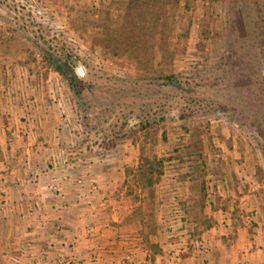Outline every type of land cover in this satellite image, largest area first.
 Masks as SVG:
<instances>
[{"label": "crops", "instance_id": "obj_1", "mask_svg": "<svg viewBox=\"0 0 264 264\" xmlns=\"http://www.w3.org/2000/svg\"><path fill=\"white\" fill-rule=\"evenodd\" d=\"M36 47L0 25V264H264V158L249 140L213 124L195 150L205 168L185 174L165 151L143 187L138 142L87 151L69 86Z\"/></svg>", "mask_w": 264, "mask_h": 264}, {"label": "rangeland", "instance_id": "obj_2", "mask_svg": "<svg viewBox=\"0 0 264 264\" xmlns=\"http://www.w3.org/2000/svg\"><path fill=\"white\" fill-rule=\"evenodd\" d=\"M49 1L0 0V25L21 31L33 46L36 40L49 50L73 55L86 68V78L103 84L106 91L97 93L100 98H108L113 88L123 93L102 109L98 127L84 124L75 109L80 137L89 141L86 150L91 154L118 155V144L137 141L139 156L173 151L180 158L176 167L193 175L206 165L204 155L195 150L208 146L211 126L217 124L234 129L264 158L256 138L239 122L251 118L257 128L264 127V0H167L162 27L158 25L150 38L148 55L142 53L139 59L126 52L113 54L101 44L122 17L123 0H64L62 9L54 2L59 12ZM35 52L42 56L38 46ZM17 73L23 76L21 70ZM164 74L209 88V95H184L152 79ZM147 110L163 114L159 130L151 135L140 132L111 150L102 148L105 126L107 130L114 121L131 125Z\"/></svg>", "mask_w": 264, "mask_h": 264}, {"label": "trees", "instance_id": "obj_3", "mask_svg": "<svg viewBox=\"0 0 264 264\" xmlns=\"http://www.w3.org/2000/svg\"><path fill=\"white\" fill-rule=\"evenodd\" d=\"M167 0H123L122 17L119 22L109 28V31L101 40L102 46L113 54L128 53L132 57L139 59L141 54L148 55L152 45L150 41L158 27L163 23V15L165 12V2ZM160 28V34H162ZM42 53L43 59L48 66L57 71L58 74L67 82L74 107L80 115V120L84 124H90L91 127H98L103 118L101 116L102 109L108 107L111 103H116L121 99L123 93L109 91L108 98H100L98 92H105L103 84L92 82L89 78H77L74 73L76 59L67 52L57 53L43 47L38 41H34ZM134 78H131V81ZM151 81L149 78H137V81ZM161 84L171 86L175 91L184 95H201L208 96L210 89L200 87L193 84H185L172 74H164L161 78H152ZM135 81V80H134ZM108 90L111 86L107 87ZM119 90V89H117ZM121 91V90H120ZM212 91V90H211ZM227 99V98H226ZM219 101L225 104L222 97ZM114 103V104H115ZM163 114L158 110H147L139 116L137 121L131 125L126 122L116 124V121L103 128L105 132V140L101 144L104 150L114 149L117 144L125 139H134V137L143 132L145 135H151L160 129ZM236 117V116H235ZM235 117L233 120H235ZM248 132L253 134L259 146L264 151V127H256L253 119L250 118L249 123H243ZM240 123V124H241ZM89 126V127H90ZM256 127V128H255ZM163 132V131H162ZM170 156L144 155L140 154L137 165V178L143 187H150L156 183L162 174V162L169 159Z\"/></svg>", "mask_w": 264, "mask_h": 264}, {"label": "clouds", "instance_id": "obj_4", "mask_svg": "<svg viewBox=\"0 0 264 264\" xmlns=\"http://www.w3.org/2000/svg\"><path fill=\"white\" fill-rule=\"evenodd\" d=\"M77 67L74 69V73L76 74L77 78H84L86 76V68L79 64V62L77 61Z\"/></svg>", "mask_w": 264, "mask_h": 264}]
</instances>
